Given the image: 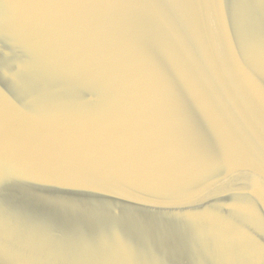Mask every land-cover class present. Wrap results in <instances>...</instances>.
Returning a JSON list of instances; mask_svg holds the SVG:
<instances>
[{
  "label": "water",
  "instance_id": "obj_1",
  "mask_svg": "<svg viewBox=\"0 0 264 264\" xmlns=\"http://www.w3.org/2000/svg\"><path fill=\"white\" fill-rule=\"evenodd\" d=\"M0 264H264V0H0Z\"/></svg>",
  "mask_w": 264,
  "mask_h": 264
}]
</instances>
